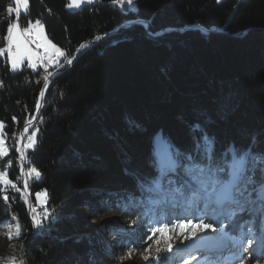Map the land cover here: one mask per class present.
I'll list each match as a JSON object with an SVG mask.
<instances>
[{"label":"trees","instance_id":"1","mask_svg":"<svg viewBox=\"0 0 264 264\" xmlns=\"http://www.w3.org/2000/svg\"><path fill=\"white\" fill-rule=\"evenodd\" d=\"M66 3L29 0L20 14L22 26L39 18L48 38L76 57L49 80L39 110L44 71L12 72L0 56L9 149L0 171L16 185L0 181V228L14 215L21 230L0 236V264H133L128 249H142L150 229L165 224L152 211L166 201L154 202L147 189L166 185L168 159L196 154L192 126L218 151L251 139L264 149V0H134L131 7L98 0L75 11ZM9 6L13 0H0L1 43ZM27 125L36 143L24 151V167L16 148ZM32 167L41 175L27 197L21 172ZM42 191L48 219L40 216L35 229L30 206ZM106 213L126 228L99 224Z\"/></svg>","mask_w":264,"mask_h":264},{"label":"snow or ice","instance_id":"2","mask_svg":"<svg viewBox=\"0 0 264 264\" xmlns=\"http://www.w3.org/2000/svg\"><path fill=\"white\" fill-rule=\"evenodd\" d=\"M93 2L94 0H69L66 7L78 9L81 4ZM221 2L222 0H216L217 4ZM13 3L15 7L9 6L5 9L6 28L2 37L5 46L0 47V55L7 54L6 59L10 62L12 72L19 70L24 61H27V67L35 72L37 61L41 62L46 75L43 76L44 83L39 96L35 99V108L39 110L45 97V90L49 87V77L53 75V72L48 69L54 67L58 72L65 65L71 66L76 57L70 56L47 39L44 35V24L39 18L34 21L27 19L26 24L21 25V9L25 12L29 9V0H13ZM110 3L114 6L131 7L134 5V0H110ZM33 43L37 49H44L43 55L33 51L30 47ZM86 47H88L87 44L81 43L77 52ZM61 58L64 60L63 63ZM2 83L0 81V85ZM12 119L15 121L17 118L14 116ZM27 123L31 125V120ZM3 126L0 122V128ZM191 135L197 146L196 154L185 156L183 153H178V162L162 173L161 181L166 180V185L162 182L156 183L155 187L148 188L147 192L156 203L160 201L155 198L160 197L167 199L173 207L194 208L202 215L196 218V223H193L191 219L176 217L168 224H161L159 227L150 229L151 235L143 240L145 246L142 249L129 248V256L138 253L140 259L146 264H170V257L164 255L171 254L174 250L170 242L173 237L166 234L170 228L175 235L181 237V244L185 240L198 238V234H203L207 230L219 234L222 241L219 250L231 253L232 264H248L251 260L259 264L261 260H264V251L260 254L256 252L254 226L259 223L261 229H264V149L257 150L259 142L251 139L246 146L235 143L225 144L224 148L218 151L216 141L210 139L199 124L192 126ZM34 137H36V131L32 132L28 142L22 148H16V151L20 153L21 161L26 159L24 150L34 147L36 143ZM8 154L9 149L5 147L4 140L0 139V158L7 157ZM8 166H11V161ZM25 175L39 179L41 173L32 167ZM0 181L4 185L16 188L3 171H0ZM25 185L27 186V181ZM36 195L39 197L42 193H36ZM5 199H7L6 196ZM11 219L16 221L17 217L13 215ZM44 219H48L47 212ZM32 220L33 227L41 226V222L35 216ZM8 228L9 239L12 238L11 229L13 228H15V236H20L18 222L15 225L8 224ZM230 232L235 235H230ZM157 233L160 235L157 236ZM261 247L264 248V238H262ZM211 251L212 249L209 248V252ZM12 259L14 260L15 257ZM178 264H190V262L189 259H181ZM206 264H211L207 258Z\"/></svg>","mask_w":264,"mask_h":264},{"label":"rangeland","instance_id":"3","mask_svg":"<svg viewBox=\"0 0 264 264\" xmlns=\"http://www.w3.org/2000/svg\"><path fill=\"white\" fill-rule=\"evenodd\" d=\"M68 2H69V0H67V3ZM95 2H98V0H94L93 3H95ZM86 4L87 3L81 4V7L84 6V5H86ZM117 7H121V6H117ZM65 8L67 10H69V11H75V10L80 9V8H78V9L77 8L68 9L66 6H65ZM21 13H25V10L24 9H21ZM44 35L47 37L48 40H50L48 38L46 32H45V28H44ZM2 43H1V40H0V47H1V44ZM88 44H90V43H88ZM30 47L33 49V51H35V52L38 53V50H41L42 53L44 54V49L43 48L37 49L35 47V44L34 43L33 44H30ZM57 47H59V46H57ZM62 50L65 51L64 49H62ZM0 56H4V54L3 55H0ZM70 56H75V53L71 54ZM6 57H7V54H6ZM63 62H64V60H63V58H61V63H63ZM8 63H9V66H10V62L9 61H8ZM24 65L27 66V61H24L21 64L20 69ZM38 68H39V61H37V69ZM55 70L56 69H54L53 71H51V72H53V75L55 73ZM44 75H46L45 70H44ZM53 75L50 76L49 79H51L53 77ZM26 128H27V131H25ZM25 129H24V136H22V141H24L23 143H27L28 142L27 140H28V137H29V136L26 137L27 136V132H28V125L25 127ZM0 139H3L4 140L5 147H7L6 146L5 138L3 136V127L0 128ZM20 146H21V144H20ZM27 150H29V149H25L24 151H27ZM173 159H171V160L168 159V161L166 162V163L169 162L168 169L171 168L174 165L175 161ZM25 161L26 160H24V161H21V159L19 160L20 164H22L21 166H24L25 167V165H24ZM29 169L30 168H22V172H21V181H22V184H23L22 193L25 196H27V197L30 196V193H29V182H30L31 178L34 177V176L28 177V176L25 175V173L28 172ZM25 181H27V186L25 185ZM7 186L10 187L11 185H7ZM39 193H42V195L39 196V197H37V195H36V201H37V204L36 205L37 206L35 204H32V206H30V209L32 211V217L35 216L37 218V220L40 221V216H42V215L44 216L45 215V212H46V210H42V208L46 204L47 196H46L45 191H42V192H39ZM164 200L165 201H168L167 199H164ZM161 203H163V202H161ZM182 212H185V213H182ZM199 213L200 212L196 211L194 208L173 207L172 204L169 207L167 206V204L165 206H160L159 205L155 209H153V211H152V215L154 216V218L156 217V219H158L159 222H164L165 224H168L169 221H171V220H175L176 217L191 219L193 221V223H196L197 222V219L196 218L199 217V216H201V215H199ZM197 214H198V216H197ZM195 215H196V218H195ZM12 222H13V220L11 218H9L6 222L2 223V225H4V227L2 229L0 228V236L9 235L8 224L15 225V223H12ZM98 222H99V224H109V226H112L114 228H118V227H120L122 229L123 228L124 229L126 228L125 224L122 221L119 220L118 215L117 214H114V213L101 214V217L99 218ZM206 222H207V220H206ZM38 228L39 227H35V229H38ZM14 230H15V228L11 229V233ZM166 234L168 236H170V237H173L170 242L173 244V249L174 250H173V252L171 254H164V255H172L173 254L172 257H174V256L177 255L178 256V262L181 259H189L190 264H196L197 263V260L196 259L200 256V255H195L196 254L195 253L196 252L195 251V248L198 247L197 246V242L198 241H201V240H206V239H209V240L212 239L213 240L214 239V235H216L217 233H212V232L206 230L205 233L198 234V238H193L191 240H185L183 244L180 243L181 237L175 235V232L172 231L171 228H170V230ZM229 234L230 235H233V234L235 235V233H232V232H230ZM156 235L159 236L160 234L157 233ZM254 235H255L256 238H264V229H261L259 223H257V225L254 226ZM104 238H107V235L104 236ZM106 240H107V242H110L111 241V238H107ZM141 244H142V248H143L145 245H144L143 242ZM193 247H195V248H193ZM219 249H220V247H219ZM202 250L204 251V253H205L206 256L210 255L211 253H214V251L209 252L208 249H202ZM19 257H20L21 261L23 262V260H24L23 255L20 254ZM192 257H196V259H192ZM126 260L132 262L133 264H143V263H145L144 261H142L140 259V256L137 255V254H135V255L132 254L131 256H129V254H128L126 256ZM197 264H199V263H197ZM248 264H257V262L255 260H251V261L248 262ZM259 264H264V260H261L259 262Z\"/></svg>","mask_w":264,"mask_h":264},{"label":"bare ground","instance_id":"4","mask_svg":"<svg viewBox=\"0 0 264 264\" xmlns=\"http://www.w3.org/2000/svg\"><path fill=\"white\" fill-rule=\"evenodd\" d=\"M86 44H88V43H86ZM55 72H56V70H55ZM166 204H167L168 207L171 205L170 202L166 201V203L165 204H161V206H165ZM256 243L258 244L257 245L258 246V250H256V252H257V254H260L262 251H264V248L261 247L262 238H256ZM219 254L220 255L224 254V251L223 252L220 251ZM245 254H247V253H245ZM222 256H224V255H222ZM206 258L209 261L214 260L215 259L214 258V253H211L210 255L206 256L205 253H204V251L201 249V256L196 259L197 260V263H199V264H206ZM224 264H231V261H226V262H224Z\"/></svg>","mask_w":264,"mask_h":264},{"label":"water","instance_id":"5","mask_svg":"<svg viewBox=\"0 0 264 264\" xmlns=\"http://www.w3.org/2000/svg\"><path fill=\"white\" fill-rule=\"evenodd\" d=\"M92 42H93L92 40H88V41H86V42H84V43L86 44V43H92ZM94 43H95V42H94ZM66 67H68V65H65V67L60 68L58 72L56 71V72L54 73V75H56L57 73L61 72V71L64 70ZM54 75H53V76H54ZM24 129H25V128H24ZM24 129L22 130V136H24ZM23 142H24V141L21 142V146H20L21 148H22L23 145H24Z\"/></svg>","mask_w":264,"mask_h":264},{"label":"built area","instance_id":"6","mask_svg":"<svg viewBox=\"0 0 264 264\" xmlns=\"http://www.w3.org/2000/svg\"><path fill=\"white\" fill-rule=\"evenodd\" d=\"M39 55H43L41 50H38ZM39 69L44 71V68L41 66V62L39 61ZM50 80V79H49ZM30 150V149H29Z\"/></svg>","mask_w":264,"mask_h":264},{"label":"crops","instance_id":"7","mask_svg":"<svg viewBox=\"0 0 264 264\" xmlns=\"http://www.w3.org/2000/svg\"><path fill=\"white\" fill-rule=\"evenodd\" d=\"M5 45H4V42L1 44V47H4Z\"/></svg>","mask_w":264,"mask_h":264}]
</instances>
